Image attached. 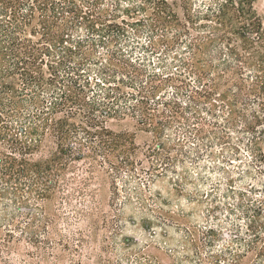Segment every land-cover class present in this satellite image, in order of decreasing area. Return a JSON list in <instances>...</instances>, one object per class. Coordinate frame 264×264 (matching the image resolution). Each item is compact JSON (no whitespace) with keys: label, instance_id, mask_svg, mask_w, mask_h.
I'll list each match as a JSON object with an SVG mask.
<instances>
[{"label":"trees","instance_id":"trees-1","mask_svg":"<svg viewBox=\"0 0 264 264\" xmlns=\"http://www.w3.org/2000/svg\"><path fill=\"white\" fill-rule=\"evenodd\" d=\"M79 164L109 190L91 263L50 210ZM20 244L23 264H264L254 0H0V264Z\"/></svg>","mask_w":264,"mask_h":264},{"label":"rangeland","instance_id":"rangeland-1","mask_svg":"<svg viewBox=\"0 0 264 264\" xmlns=\"http://www.w3.org/2000/svg\"><path fill=\"white\" fill-rule=\"evenodd\" d=\"M254 9L262 19L264 25V0H254ZM177 12L180 15L179 9H177ZM109 127L117 132L128 131L135 133V143L140 146L143 145L146 139L143 134L136 131L133 122L130 120L120 122L113 121L110 123ZM45 155L46 151L36 157ZM67 178L73 182L69 185L70 187H67L68 191H64L65 195H70V203L63 200L60 204L56 202L55 206H50V210H55V214H57V229L59 232L57 238L62 235L64 241H66L70 247L80 244L81 238L85 239L86 243H83L81 250L83 254H91V256H89L90 259L83 258L82 262L91 263L90 260L93 255L100 253L99 246L102 244L103 237L107 234L101 227V214H110V209L107 206V200L109 198L108 183L100 175L90 178L89 174L85 171L84 164H79L74 172L68 173ZM151 188L153 192L158 191L161 194H167L166 186L162 183H155ZM128 212L129 211L126 210V213ZM96 226H99L100 229L95 230L94 227ZM122 235L129 238H136L142 245L148 241L139 228L128 224H125ZM117 249V254L122 252L119 246ZM29 250H31L30 247L20 244L19 247L12 250L10 255L11 262L14 264H23L20 263V260L29 259L27 256ZM146 251L166 261L162 253L156 251L152 247H149ZM64 254H69L77 258L70 250L65 251ZM67 255L62 261H59L60 264H69ZM42 264L49 263L42 262Z\"/></svg>","mask_w":264,"mask_h":264}]
</instances>
